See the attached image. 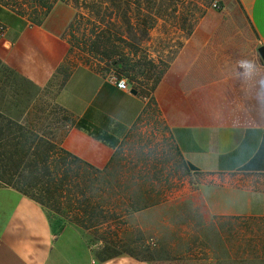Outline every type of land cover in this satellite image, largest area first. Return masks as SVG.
I'll list each match as a JSON object with an SVG mask.
<instances>
[{
  "label": "crops",
  "instance_id": "0c3cea01",
  "mask_svg": "<svg viewBox=\"0 0 264 264\" xmlns=\"http://www.w3.org/2000/svg\"><path fill=\"white\" fill-rule=\"evenodd\" d=\"M73 15L69 3L56 0L34 23L0 2L3 60L37 86L57 85L54 102L87 128L68 127L61 147L103 169L146 99L136 88L130 93L129 83L126 90L118 88L109 79L113 71L69 61L65 30ZM259 46H264V0H228L199 20L153 92L186 170L203 177L192 184L187 212L177 205L156 214L152 235L167 237L171 250L185 257L205 252L215 262L228 259L219 253L239 252L248 253L239 255L241 260L264 259V188L252 180L264 177ZM84 232L75 225L56 230L41 204L0 185V264H156L129 254L98 260Z\"/></svg>",
  "mask_w": 264,
  "mask_h": 264
},
{
  "label": "rangeland",
  "instance_id": "374dc122",
  "mask_svg": "<svg viewBox=\"0 0 264 264\" xmlns=\"http://www.w3.org/2000/svg\"><path fill=\"white\" fill-rule=\"evenodd\" d=\"M3 1L9 2L34 23L41 21L44 16L45 8L39 0ZM63 1L73 7V18L77 15L73 24L65 30L68 41L73 45L69 61L73 59L77 64L82 59H88L106 70V60H100L99 55L83 49L82 42L78 44L82 40V34L88 30L87 2L78 0L77 4V0ZM132 1L136 3L137 0ZM227 1L138 0L139 5L131 6L133 12H148L160 16L156 24L148 29V33L143 36L141 33L144 28L134 24L130 26L121 21H115L112 29L119 35H124L125 42H117L119 48L133 54L145 65L155 64L156 68H151L149 64L146 67L155 72L165 64L169 66L187 38V32L193 30L207 12L221 10ZM219 2L222 4L220 7ZM3 52L4 43L0 34V112L28 125L33 133L45 141L44 147L47 140L59 141L69 126L65 114L59 110L53 99L57 85L47 84L40 87L33 84L5 64ZM139 79L135 85L146 96L147 106L115 150L110 170L91 174L90 170L81 168L80 179H85L84 182L80 180L83 182L80 185L84 191L82 196L77 193V200L72 198L68 201L60 198L57 192L49 194V207L42 205L54 228L58 231L67 225L82 228L86 241L98 260L129 254L156 264H264V259L258 256L241 260L239 255L248 253L239 252L219 253L221 256L227 255L228 259L215 262H210L205 252H192L185 257L182 253L171 250L172 246H169L167 237L159 240L152 235L157 229L156 214L173 212L177 205L180 211H188L187 196L192 195L190 192L195 189L192 184L199 183L203 177L192 175L186 170L162 123L156 102L150 103V83L144 84L142 78ZM54 159H58V155ZM23 175V178L18 177L15 180L26 181L28 184L37 181L26 176L25 172ZM87 178L93 180V188L90 190L85 189L90 185ZM252 180L259 181L260 187L264 188V177H254ZM70 184L72 181L63 182L65 188ZM38 188L39 186H26L25 189L29 195L37 198L42 194ZM79 221H83L85 227L79 225ZM179 248L176 245L174 249ZM231 255L238 258L231 259Z\"/></svg>",
  "mask_w": 264,
  "mask_h": 264
},
{
  "label": "trees",
  "instance_id": "16d2710c",
  "mask_svg": "<svg viewBox=\"0 0 264 264\" xmlns=\"http://www.w3.org/2000/svg\"><path fill=\"white\" fill-rule=\"evenodd\" d=\"M39 1L45 8L43 14L45 16L55 1ZM0 2L9 4V2L3 0H0ZM76 2L78 4V0ZM85 2H87L86 6L88 8V30L82 34V40L78 44L82 42L81 46L83 49L99 55L100 60H106L108 68L103 70L88 59H82L77 63L85 64L97 70L114 71L118 76L124 77L127 84L129 83L136 89L138 88L135 82L141 77L144 84L150 83V89L148 90L151 96L149 100L151 104L155 103L152 93L165 73L168 64H165L158 71L153 72L151 68H156L155 64L146 63L145 65L144 62L137 59L133 54L131 55L128 51L119 48L117 42H125V38L123 34L119 35V33L114 32L112 26L115 25V21H121L130 26L134 24L139 28H144L141 33L144 36L148 33V29L156 24L160 16L158 14H148V12H133L131 6L132 4L139 5L138 0L136 3L132 0H85ZM218 4L219 7L222 6L220 2ZM76 17L77 15L74 16L68 27L73 24ZM191 32L192 30L187 32V35ZM130 33L132 34V31ZM69 44V56L71 59L73 45L70 42ZM148 64L151 68L147 69ZM63 75V78H65L66 74L64 73ZM138 91L141 93L139 89ZM141 94L143 95V93ZM143 96L146 98L145 95ZM59 110L65 114V118L68 121L67 126L86 128L80 121L74 123L67 111L61 107H59ZM44 142L37 134L33 133L28 125H23L19 119L0 112V184L13 187L19 192L31 197L39 204L49 207V194L58 192L60 198L68 201L72 200V198L74 201L77 200V193H80L81 196L83 195L84 191H82L80 185L83 184L85 179H80L79 171L81 168L90 170L92 174L93 172L105 173L113 166V161L111 160L105 168L96 169L62 148L60 139L59 141L47 140L45 147ZM57 155L58 159H54V156ZM24 172L27 173L26 176H30L32 180L36 179L37 181L28 184L26 181L15 180L18 177L23 178ZM65 180L72 181V184L67 188L63 185ZM80 180L83 182H80ZM88 180L89 178L86 179L87 182ZM89 184L85 189L90 190L93 188V180L90 179ZM37 185L39 186L38 191L42 194L34 198L27 193L25 188L26 186L38 187ZM79 225L85 227L83 221H79Z\"/></svg>",
  "mask_w": 264,
  "mask_h": 264
},
{
  "label": "built area",
  "instance_id": "2783aa9c",
  "mask_svg": "<svg viewBox=\"0 0 264 264\" xmlns=\"http://www.w3.org/2000/svg\"><path fill=\"white\" fill-rule=\"evenodd\" d=\"M213 6L216 8L218 7V5L216 4H213ZM109 79L111 81H114L118 88L123 89V90L128 89V84H127L126 79L124 77L118 76L114 71L110 73Z\"/></svg>",
  "mask_w": 264,
  "mask_h": 264
},
{
  "label": "water",
  "instance_id": "95a60500",
  "mask_svg": "<svg viewBox=\"0 0 264 264\" xmlns=\"http://www.w3.org/2000/svg\"><path fill=\"white\" fill-rule=\"evenodd\" d=\"M257 51H258V54H259L260 58L264 62V46H259ZM130 93L136 94L137 90L135 88H130Z\"/></svg>",
  "mask_w": 264,
  "mask_h": 264
}]
</instances>
